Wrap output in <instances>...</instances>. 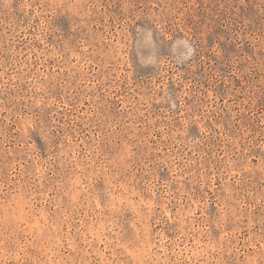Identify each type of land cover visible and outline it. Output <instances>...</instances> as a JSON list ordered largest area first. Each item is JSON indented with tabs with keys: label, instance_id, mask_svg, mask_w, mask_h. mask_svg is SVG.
<instances>
[{
	"label": "rangeland",
	"instance_id": "374dc122",
	"mask_svg": "<svg viewBox=\"0 0 264 264\" xmlns=\"http://www.w3.org/2000/svg\"><path fill=\"white\" fill-rule=\"evenodd\" d=\"M0 264H264V0H0Z\"/></svg>",
	"mask_w": 264,
	"mask_h": 264
}]
</instances>
